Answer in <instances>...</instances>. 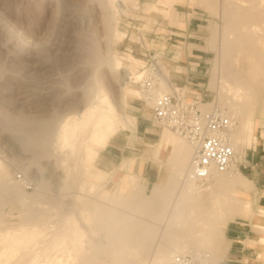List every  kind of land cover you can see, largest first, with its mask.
Segmentation results:
<instances>
[{"label": "bare ground", "instance_id": "obj_1", "mask_svg": "<svg viewBox=\"0 0 264 264\" xmlns=\"http://www.w3.org/2000/svg\"><path fill=\"white\" fill-rule=\"evenodd\" d=\"M96 1L101 3L100 0ZM110 2L112 0L101 3L103 10L110 11L105 13L104 19L107 21L109 30L120 37L121 33L117 30L119 25L117 9L121 6L117 3L114 6ZM253 8L264 12V0H259ZM263 32L262 29L248 31L245 38L258 40ZM245 38L226 37L224 43L226 51L221 57L223 82L220 87L218 86L219 94L235 115H241L245 106L251 105L262 95L261 87L254 85L241 73L236 74L232 69L233 53L228 49L234 43L243 47ZM157 57V70L160 71L158 79L154 80V74L145 69L144 74L152 77V87L148 89V93L141 90L144 75L142 72L137 77V84L140 85V91L137 92L129 88L134 78L133 71L122 68L116 55L108 63L112 72L123 71L121 102L124 117L117 114L107 92L95 80L93 85L95 90H92L91 95L90 92L87 93L89 101L84 110L77 115L65 118L58 125L54 118L24 120L20 127L17 125L19 131L27 137L25 146L34 148L32 156L36 160L54 157L56 165L62 167L65 187L72 183L68 168V163L72 160L76 162V170L93 178V182L90 179L79 182L78 191L80 192H77L79 195L74 197L73 206L69 204V208L66 205L69 208L68 211L56 215L55 221L58 224H53L51 229L44 226L42 228L37 224L20 225L13 230L0 231V264H146L148 261L150 264H177L178 257H190L191 260L185 264H217L220 261L218 249L226 240L224 227L239 217L236 214L240 208L248 209L250 204L226 195V189L236 183L235 180L230 179L229 174L243 175L241 166L236 161L237 147L232 140L238 123L217 104L202 108L201 106L206 103L199 100L198 107L203 113H209L214 109L220 110L225 116L235 121L229 140L236 155L230 171L226 173L212 171V177L204 186L195 183L188 177L191 164V161L188 164V152L191 150L193 157L194 146L185 137L164 127L162 130L173 133L183 141L179 150L180 163L169 179L162 181L166 179L164 176L154 186L152 194L146 193L147 184L132 177L129 178V182L134 184L135 188L130 195L120 196L115 192L109 197L115 208L100 206L81 196L87 191L100 194L97 191L99 188L97 183L103 176L94 171L99 150L106 148L114 136L126 131L129 126H132L134 130L137 127L127 113L129 98L139 97L140 93L142 97L140 99H145L146 103L151 105L149 108L151 109L157 97L175 93L187 96V92L171 86L169 80H166L161 57L159 54ZM103 63L104 60L99 58L98 64ZM125 120L129 122V125L124 122ZM1 123H3L2 120ZM242 125H245V121ZM234 138L237 143L238 138ZM77 154L81 158L80 164ZM6 175L8 171L1 172L0 179L7 177ZM42 180L37 182L39 187L45 185ZM2 190L0 193L10 194L18 200L29 199L35 202L40 196L39 194L28 195L12 189L11 186ZM3 206L4 203L0 202V213ZM33 213L31 209L29 215ZM248 216L254 217L258 223L264 219V215L259 213L257 215L251 213ZM258 223L255 221L254 226L262 232L261 243L264 244V226ZM102 233L105 240L96 241L94 237ZM261 257L264 260V252Z\"/></svg>", "mask_w": 264, "mask_h": 264}, {"label": "rangeland", "instance_id": "obj_2", "mask_svg": "<svg viewBox=\"0 0 264 264\" xmlns=\"http://www.w3.org/2000/svg\"><path fill=\"white\" fill-rule=\"evenodd\" d=\"M100 2L103 4L106 0H100ZM190 2L193 4L192 0ZM254 2L243 5L251 11L264 13L253 9L259 0H254ZM101 3L96 0H0V173L8 171L7 177L0 179V191H3L2 188L11 186L12 189L28 195H40L33 202L29 199L18 200L10 194L0 193V202L4 203L0 213V231L13 230L20 225L37 224L51 229L53 224H58L55 221L56 215L67 212L70 206H73L74 197L80 192L78 191L80 183L84 179H90L93 182V178L76 170V162L72 160L68 163L72 183L65 187L63 169L56 165L55 158L36 160L32 156L34 148L25 146L27 137L19 131L22 121L54 118L58 125L65 118L77 115L84 110L89 101L87 93L90 92L91 95L92 90H95L93 86L95 80L107 92L117 114L124 117V108L121 102L123 71L112 72L108 63L116 55L122 68L131 69L134 78L129 84V88L139 92L137 77L148 60L145 55L149 56V52L152 54H161L162 52L161 49L157 51L152 49L154 31L157 29L159 31L162 29L172 30L173 27H177L163 16V12L169 11V9H165L166 6L151 5L152 8L148 9L147 5L144 6L145 0H112L110 4L116 6L117 3L121 6L117 9V24H119L117 30L121 35L117 37L109 30L107 21L104 19L105 13L110 11L103 10ZM181 4H185V2ZM175 8L178 12V7ZM258 24V29L264 30V19H259ZM245 39L247 43L240 47L245 50L232 52V69L236 74L241 73L244 77H246L245 75L258 76L264 82V35H261L258 40L249 37ZM214 53V61L222 57L223 54V52L217 53V51ZM99 58L104 60L102 65L98 64ZM137 64L140 67L133 69V66ZM212 70L211 63L210 76ZM222 82L223 78L219 87ZM138 96L128 99L129 107L132 101L143 102V99L140 100L142 98L140 93ZM214 96L213 93L210 101L205 103H211ZM150 106L146 103L148 109ZM245 108L246 106L244 111ZM127 113L137 125V120L130 114L129 109H127ZM227 113L233 118L238 116ZM149 115L151 117V114ZM124 122L129 125L126 120ZM263 124L264 121L257 126L255 136L258 135ZM126 130L134 132L136 129L129 126ZM232 140L237 147L234 135ZM179 142L183 141L179 139ZM252 145L242 144L240 146L237 153L240 166L244 154L251 151ZM151 149L154 156L155 146ZM103 150L101 149L99 154ZM167 151L168 155L170 148ZM77 157L80 164V155L77 154ZM161 161L164 162L162 159ZM190 161L191 159H188V164ZM162 162L159 163V166H163ZM96 168L98 169L97 165L95 172ZM165 169L169 172V167ZM128 170L129 165L127 164V167L120 169L121 172L107 174L106 177L101 178L97 183L99 187L97 191L100 194L87 191L83 192L81 196L100 206L115 208L109 197L115 192L120 196L130 195L135 186L129 182V178L135 177L136 180L144 183L143 179L136 175L122 174L123 171L128 172ZM241 177L245 178L243 175ZM39 180L44 182L43 187L37 185ZM165 180L167 179L162 181ZM155 184L146 186L147 194H152ZM249 193L250 191L245 189H226L227 196L239 199L244 203H250L248 209L240 208L236 216L244 214L239 217L250 218L254 223L255 221L258 223L254 217H249L248 214L264 215V212L259 208L257 211L252 210ZM108 194L109 196H107ZM31 209L34 213L29 215ZM126 212L128 211L126 210ZM35 216L36 219H34ZM258 224L263 225L261 222ZM224 230H226V226ZM100 235L94 237L96 241L105 240L104 234ZM228 244L229 241L226 238L218 249L219 258L225 254ZM260 244L264 246L261 243V238ZM263 252L264 250L260 255ZM60 258L62 259V257ZM262 261L264 263V260ZM146 264H150V262L148 261Z\"/></svg>", "mask_w": 264, "mask_h": 264}, {"label": "crops", "instance_id": "obj_3", "mask_svg": "<svg viewBox=\"0 0 264 264\" xmlns=\"http://www.w3.org/2000/svg\"><path fill=\"white\" fill-rule=\"evenodd\" d=\"M190 1L145 0L144 6L147 5L148 9L152 8L151 5L166 6L165 9L169 11L163 12V16L177 26L172 30L154 31L152 49L162 50L159 54L162 69L171 86L184 90L189 98L202 102H209L214 93L212 102L209 105L203 104L201 107L207 108L217 104L226 112L234 114L219 94L218 86L222 80L223 66L221 57L214 61V51L217 53L226 51L224 48L226 37H245L248 31H256L259 28L258 20L264 19V13L251 11L243 5L254 0H224V2L192 0L193 4ZM184 2L185 4H181ZM175 7H178V12ZM242 50L245 49L240 48L236 43L231 44L228 49L230 52ZM259 50L262 51V49ZM211 63L213 70L210 76ZM138 67L140 65H134L133 69ZM245 76L254 85L262 87V91L264 90V82L260 80V77ZM262 94L235 118L239 125L233 134L238 138L237 153L242 144L249 146L254 144L251 151L244 154L241 165L242 174L246 179L230 174V179L235 180L236 183L229 189L250 191L252 210L257 211L259 208L264 212V124L255 136L257 126L264 121V92ZM128 109L137 120L136 130L122 132L104 148L96 160L97 163L95 162L98 167L96 172L106 177L107 174L121 172L120 169L127 167L128 164V172L123 171L122 174L136 175L142 178L148 187L151 184H157L164 176L169 179L180 163L179 150L182 142H179V138L173 133L167 130L159 131L153 127L152 110L149 111L143 102L132 101ZM154 146L153 156L151 147ZM169 148L170 152L167 155ZM191 156L190 150L188 159H191ZM236 161L240 160L236 159ZM160 162L163 166H159ZM168 167L169 172L165 169ZM241 215L244 216V214ZM261 224L264 226V220ZM254 225L253 220L242 217H237L226 225L225 233L229 244L217 264H264L260 255L264 250V246L260 244L262 232L258 231Z\"/></svg>", "mask_w": 264, "mask_h": 264}, {"label": "built area", "instance_id": "obj_4", "mask_svg": "<svg viewBox=\"0 0 264 264\" xmlns=\"http://www.w3.org/2000/svg\"><path fill=\"white\" fill-rule=\"evenodd\" d=\"M145 50V48H144ZM142 73L148 69L158 79L157 53L149 52ZM150 75L142 77L141 89L148 93L152 87ZM140 86V85H139ZM144 93V92H143ZM145 94V93H144ZM148 97V96H147ZM142 100V99H140ZM146 103V100H142ZM199 100L191 99L181 93L157 97L151 108V123L157 129L167 127L185 137L195 148L188 177L195 183L204 186L212 171L226 173L231 170L235 150L230 144V133L236 123L220 110L214 109L203 113L198 107ZM190 257H178L177 264H185Z\"/></svg>", "mask_w": 264, "mask_h": 264}]
</instances>
